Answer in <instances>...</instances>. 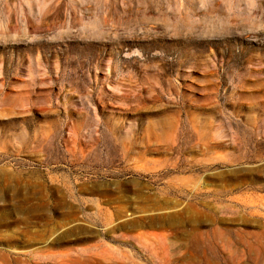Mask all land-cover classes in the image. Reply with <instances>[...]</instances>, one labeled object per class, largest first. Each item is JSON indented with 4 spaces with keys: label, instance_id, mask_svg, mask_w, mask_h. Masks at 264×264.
<instances>
[{
    "label": "rangeland",
    "instance_id": "1",
    "mask_svg": "<svg viewBox=\"0 0 264 264\" xmlns=\"http://www.w3.org/2000/svg\"><path fill=\"white\" fill-rule=\"evenodd\" d=\"M0 0V264H264V0Z\"/></svg>",
    "mask_w": 264,
    "mask_h": 264
},
{
    "label": "bare ground",
    "instance_id": "2",
    "mask_svg": "<svg viewBox=\"0 0 264 264\" xmlns=\"http://www.w3.org/2000/svg\"><path fill=\"white\" fill-rule=\"evenodd\" d=\"M53 10H54V13L57 14L58 13V6H56V0H54V4H53Z\"/></svg>",
    "mask_w": 264,
    "mask_h": 264
}]
</instances>
